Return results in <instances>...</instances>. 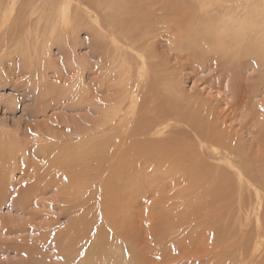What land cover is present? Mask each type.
<instances>
[{
  "label": "rangeland",
  "instance_id": "obj_1",
  "mask_svg": "<svg viewBox=\"0 0 264 264\" xmlns=\"http://www.w3.org/2000/svg\"><path fill=\"white\" fill-rule=\"evenodd\" d=\"M211 1L229 5L225 11H240L242 5L241 0H0V264H239L248 234L257 236L264 228L256 214L264 213V192L240 178L232 151L220 142L197 141L195 135L179 137L191 144L197 173L178 162L174 168L184 181L174 185L155 180L166 171L134 156L151 152L134 132L154 118L155 105L165 104L162 89L173 88L190 100L203 92L208 98L204 102L217 99L220 110L228 113L236 108L238 115L230 122L243 142H232L246 147L248 165L256 170L254 156L264 150L258 143L264 130L261 61L238 54L232 44L231 57L216 61L211 72L198 64L197 53L184 51L196 49L191 41L205 30L188 19L202 15ZM225 11L211 13L209 29L216 30ZM168 53L171 60L165 59ZM171 55H176L174 64ZM123 64L132 68L129 80L119 71ZM185 65L190 69L181 68ZM172 124L161 127L160 134L152 130L147 138L169 139L178 128ZM243 126L251 128L245 131ZM140 141L144 147L132 146ZM18 184L25 189L24 201ZM35 198L43 203L36 207ZM244 204L258 211L248 215ZM26 208L37 211L39 219L24 216ZM30 225L41 233L24 230ZM261 245H246L255 255L254 264L264 258Z\"/></svg>",
  "mask_w": 264,
  "mask_h": 264
},
{
  "label": "bare ground",
  "instance_id": "obj_2",
  "mask_svg": "<svg viewBox=\"0 0 264 264\" xmlns=\"http://www.w3.org/2000/svg\"><path fill=\"white\" fill-rule=\"evenodd\" d=\"M214 1H218V0H214ZM230 0H223V2H228ZM233 1V0H232ZM222 2V3H223ZM235 2V1H234ZM242 2V5L241 6H238L237 8H240V11L236 10V9H231V11H225L227 10V8H229V5L227 6H221L219 4H216V2H213L211 1L209 4H206L207 7L205 8H202V15H197L194 17V20H192L191 18H189V22L190 23H196V24H199V25H202L204 26V32L201 31L200 34L198 36H196L194 38V40H192L191 42V46L193 47H196V49H184L185 52H194L195 54L197 53L198 56H200V60L198 62V64L200 63L202 68L203 69H206V70H209L211 68H213V66L215 64H218L216 63V61H220V63H224L227 61V58L228 57H231V52L228 53V50H229V45H232V44H235V51L238 52V54H240L241 52L242 53H248V55H253L255 56V59H259L262 63L261 65L264 66V0H241ZM162 3V2H161ZM160 3V5L162 6V4ZM88 4V3H86ZM153 4V3H152ZM116 6V5H115ZM155 6V5H154ZM156 7V6H155ZM179 7V6H178ZM191 7V6H190ZM158 8V7H157ZM163 8V7H162ZM192 8V7H191ZM102 9V8H101ZM119 9V8H118ZM184 9V8H183ZM122 11H124L123 9H121ZM159 11V10H158ZM194 11V10H193ZM213 11H225L224 13V16H219L222 20L218 21L219 22V26L216 27V30H213V29H209V25L212 23V20L210 21V18H211V13ZM129 12V11H128ZM127 12V13H128ZM155 12V11H154ZM160 12V11H159ZM179 12V11H178ZM199 12V11H198ZM118 14V13H117ZM157 14V13H156ZM173 14V13H172ZM216 14V13H215ZM124 15V14H123ZM155 15V13H154ZM114 16V15H113ZM175 16V15H174ZM182 16V15H181ZM155 18V16H153ZM158 17V16H157ZM114 21L116 18H113ZM157 19V18H156ZM160 19V18H159ZM178 19V18H177ZM180 19H183L180 18ZM125 18L122 20L124 21ZM135 20V19H134ZM141 20V19H140ZM139 20V21H140ZM170 20V19H169ZM128 21V20H127ZM158 21V20H157ZM160 21H164V20H160ZM166 21V20H165ZM176 21V20H175ZM185 21V20H184ZM126 22V21H125ZM135 22V21H134ZM181 22V21H180ZM117 23V22H115ZM119 23V22H118ZM135 23H139V22H135ZM142 23V22H140ZM174 23V22H173ZM129 24V23H128ZM145 24V23H143ZM150 24V23H148ZM182 24V22H181ZM138 25V24H137ZM179 25V23H178ZM177 25V27H178ZM132 26V25H131ZM147 26V25H146ZM161 26V25H160ZM182 26V25H181ZM106 27V26H105ZM130 27V26H129ZM135 27V26H134ZM137 27V26H136ZM152 27V26H151ZM162 27V26H161ZM175 28H177L176 26H174ZM173 27V28H174ZM148 28V27H146ZM149 28H150V25H149ZM163 28V27H162ZM99 29V28H98ZM141 29V27H140ZM144 29V28H143ZM160 30V28H158ZM172 29V28H171ZM171 29L168 30L171 31ZM139 30V29H138ZM137 30V32H138ZM152 30V29H151ZM150 30V31H151ZM173 30V29H172ZM134 31V30H133ZM147 31V30H145ZM144 31V33H145ZM149 31V32H150ZM143 32V31H142ZM148 32V33H149ZM175 32V31H174ZM128 33V31H127ZM138 33H141V32H138ZM162 33V32H161ZM167 33V32H166ZM146 34V33H145ZM141 35V34H140ZM139 35V36H140ZM158 35L160 36L159 32H158ZM148 36H150L148 34ZM147 36V37H148ZM143 37V36H142ZM163 38V37H162ZM165 38V37H164ZM168 38V37H167ZM165 38V40L167 39ZM171 38V37H170ZM61 39V38H60ZM140 39H143V38H140ZM155 39V38H154ZM169 39V38H168ZM167 39V40H168ZM172 39V38H171ZM174 39V38H173ZM190 39V38H189ZM187 39V40H189ZM153 40V39H152ZM183 40V39H181ZM144 41V40H142ZM164 41V40H163ZM141 42V41H140ZM165 42V41H164ZM172 42V41H171ZM170 42V43H171ZM6 45V44H5ZM136 45V44H134ZM173 45V44H171ZM175 45V44H174ZM135 47V46H134ZM141 47V46H140ZM184 47V46H183ZM142 48V47H141ZM173 49L175 47H172ZM160 49V48H159ZM182 50L180 51H183V48H180ZM233 49V48H232ZM171 50V49H170ZM169 50V51H170ZM177 51V50H176ZM174 50V52H176ZM183 51V52H184ZM211 51V52H210ZM234 51V50H233ZM161 52V51H160ZM168 52V51H167ZM172 52V53H174ZM210 52V53H209ZM237 52H233L235 53V55L237 54ZM165 53V52H164ZM170 53V54H172ZM178 53H179V50H178ZM159 54V53H158ZM162 54V53H161ZM176 54V53H175ZM230 56H229V55ZM169 55V53H168ZM167 57L165 56V59L169 57V59L171 60L170 58V55ZM173 55V54H172ZM171 55V56H172ZM189 55V54H188ZM25 56V55H24ZM176 56V55H174ZM172 56V58L174 57ZM232 56H234V54H232ZM31 57V56H30ZM179 57H180V54H179ZM187 57V56H186ZM190 57V56H188ZM176 58V57H175ZM233 58H236V57H233ZM183 59V57H182ZM143 60V59H142ZM174 60V58H173ZM180 60V59H179ZM188 61H190V58L188 59ZM159 62V61H158ZM173 62V61H172ZM177 62V60H176ZM175 60L173 62L176 63ZM178 63H181V62H178ZM177 63V64H178ZM189 63H192V62H189ZM145 64V63H144ZM166 64V62H165ZM164 64V65H165ZM168 64V63H167ZM166 64V65H167ZM50 65V64H49ZM146 65V64H145ZM144 65V66H145ZM160 65V64H159ZM181 66V64H179ZM193 65V64H192ZM101 66V65H100ZM127 66V65H126ZM124 64L120 67V70L122 73H124L125 75V79L127 78L128 79V76L129 75H132L131 74V70L129 69L130 66L126 67ZM162 66V65H161ZM168 66V65H167ZM172 66V65H170ZM176 68L179 69L177 67V65L175 64ZM196 66V64H195ZM195 66H192V67H195ZM143 67V65H142ZM169 67V66H168ZM168 67L166 70H168ZM186 67H188L190 69V65L188 66H182L181 68L182 69H185ZM118 68V67H117ZM116 68V69H117ZM147 68V67H146ZM169 68H172V67H169ZM175 68V67H173ZM216 68V66H215ZM239 68H245V67H241L239 66ZM13 69V68H12ZM140 69V68H139ZM187 69V71L189 70ZM106 70V69H105ZM104 70V71H105ZM174 70V69H173ZM172 70V71H173ZM180 70V69H179ZM176 71V70H175ZM174 71V72H175ZM213 70L211 69V72ZM180 73V71H177ZM185 72V71H184ZM192 72V71H190ZM210 72V71H209ZM112 73V72H111ZM168 73V72H166ZM169 73H172L171 71ZM168 73V74H169ZM187 73V72H186ZM199 73V72H198ZM203 73V72H202ZM143 74V72H142ZM211 75V73H208ZM96 76V74H95ZM170 76V75H169ZM199 76V75H198ZM206 76V75H205ZM168 77V76H167ZM173 77V76H172ZM192 77V76H191ZM196 77V76H195ZM209 77V75L206 76V78ZM142 78V77H141ZM170 78V77H169ZM205 78V77H204ZM186 79V78H185ZM119 80V79H118ZM124 80V79H123ZM129 80V79H128ZM182 79H180V82H181ZM197 80V78H196ZM203 80V78H202ZM137 81V80H136ZM142 81V80H141ZM170 81H174V80H171L170 78ZM177 81V80H175ZM174 81V82H175ZM215 81V80H213ZM218 81V80H217ZM229 81V80H228ZM173 82V83H174ZM219 82V81H218ZM43 83V82H42ZM130 83V82H129ZM178 83V82H177ZM214 83V82H213ZM22 84V83H21ZM133 84V83H132ZM161 84V83H160ZM167 84V83H165ZM169 84V83H168ZM181 84V83H179ZM215 84V83H214ZM214 84H211V85H214ZM132 86V85H131ZM139 86V85H138ZM137 86V87H138ZM167 86V85H166ZM181 86V85H180ZM183 86V84H182ZM219 86V85H218ZM103 87V86H102ZM140 87V86H139ZM210 87V86H209ZM104 88V87H103ZM114 88V87H113ZM132 87H130L131 89ZM152 88V87H151ZM163 88V87H162ZM175 88V87H174ZM211 88V87H210ZM115 89V88H114ZM107 90V89H106ZM116 90V89H115ZM124 90V89H123ZM136 90V89H135ZM139 90V88H138ZM151 90V89H150ZM153 90V89H152ZM194 90V89H193ZM220 90V89H219ZM48 91V90H47ZM74 91V90H73ZM129 91V89H128ZM110 92V91H109ZM141 92V91H140ZM152 92V91H151ZM196 92V91H195ZM42 93V92H41ZM107 93V91L105 92ZM148 93V92H147ZM155 93V92H154ZM185 93V92H184ZM188 93V92H186ZM98 94V93H97ZM120 94V93H119ZM161 96V101H164V105L161 106L159 104L155 105L154 108H153V117L154 118H151L152 116H150L151 118V121L148 122L146 119V115L143 117L142 115V119L144 118V121L146 120L147 121V126L146 127H143L141 126L140 129H137L135 131L137 132H134L136 133L135 135H138L139 137H142L143 139H141L143 142H144V145H146L147 147H149V149L151 150V152H147V153H143L142 151V154H140V156L136 153L134 154V156H136V159L137 161H141L142 163H147V164H144V165H149L151 166H155L157 165V167H159L160 171L162 170L163 172L166 171L164 174L165 176H158V177H155V180H158V181H165L167 182V184L169 185H172L173 182H178V180L180 178H182V181H184L183 177H181L179 174H176V171H175V168L174 166L176 167L177 166V163L180 162L184 165H186L187 168H191L193 170V159H192V156L190 155L193 151L192 149V146L191 144H186V140H178L179 137L183 136V137H187L189 138L190 135H195L197 137V141H202L203 143H206L208 140L213 142L212 144H225L224 146H227L230 151H232V153L234 154V156L236 157V165L238 166V168L241 169V173L239 174L240 175V178L241 179H244V180H247V182L251 185V186H258L259 188H261L264 192V150H261V154L262 155H257V156H254V166H256V170H253L252 168H250V166L248 165L249 161H247V153H245L246 151V147H244V145H241L238 144V143H241L243 142V139L240 140V139H237V132L234 131V124H232L230 122V120L233 119L234 116L238 115V110H236V108H233L232 110V113H228L226 111H223V110H220V103L218 101H216L217 99H209L207 100L206 102H204V99L207 98V96L204 97L205 93L203 92H196L194 93V95L196 97H192L191 100L190 98L188 97H184L182 98V94H178V90L174 91L173 88H169V89H162V91L160 92ZM191 93H189L190 95ZM197 94V95H196ZM228 94V93H226ZM111 97L112 95L109 94ZM131 95V94H130ZM156 95V93H155ZM153 95V96H155ZM187 95V94H186ZM187 95V96H189ZM229 95V94H228ZM227 95V96H228ZM231 95V94H230ZM244 95V94H243ZM115 96V95H114ZM218 96V94H217ZM221 96V95H220ZM74 97V95H73ZM95 97V96H94ZM116 97V96H115ZM233 97V95H232ZM249 97V96H248ZM247 97V98H248ZM119 98V96H118ZM152 98V97H150ZM222 98V96H221ZM229 98V96L227 97ZM231 98V97H230ZM243 98V97H242ZM246 98V97H245ZM250 98V97H249ZM248 98V99H249ZM87 99V98H86ZM115 99V98H114ZM117 99V97H116ZM136 99V98H135ZM134 99V100H135ZM159 99V98H158ZM208 99V98H207ZM234 99V98H233ZM237 99V98H236ZM241 99V98H240ZM110 100V99H109ZM122 100V99H121ZM219 100V99H218ZM230 99H228L227 101H229ZM238 100V99H237ZM245 100V99H243ZM119 101V100H118ZM123 101V100H122ZM200 101V102H199ZM233 101V100H232ZM121 102V101H120ZM246 101H244L245 103ZM119 103V102H118ZM230 103V102H229ZM236 103V102H234ZM228 104V103H227ZM226 104V105H227ZM114 105V104H113ZM120 105V104H119ZM220 105V106H219ZM229 105V104H228ZM232 105V103H231ZM146 106V105H145ZM219 106V107H218ZM240 106V105H239ZM107 107V105H106ZM238 107V106H237ZM242 107V106H241ZM248 107V106H247ZM123 108V107H122ZM147 108V107H145ZM228 108V107H226ZM121 109V107H120ZM143 111L146 113L148 111L149 114L151 113V110L149 109H144L142 108ZM239 109V108H238ZM244 109V108H243ZM246 109V108H245ZM72 110V109H71ZM141 110V109H140ZM139 110V111H140ZM148 110V111H147ZM247 110V109H246ZM122 111V110H121ZM120 111V113H121ZM251 111V110H250ZM249 111V112H250ZM100 112V111H99ZM116 112H118L116 110ZM92 113V112H91ZM97 113V112H96ZM105 113V112H104ZM110 113V112H108ZM234 113V114H233ZM252 114V112H250ZM139 114H141V111L139 112ZM249 115V114H248ZM103 116H105L103 114ZM120 116V115H119ZM140 116V115H139ZM140 116V117H141ZM247 116V115H245ZM251 116V115H250ZM106 118V116L104 117ZM146 118V119H145ZM149 118V117H148ZM149 118V119H150ZM242 118V117H241ZM251 118V117H249ZM112 119V118H111ZM118 119V118H117ZM139 119V118H138ZM141 119V118H140ZM148 119V120H149ZM235 119V118H234ZM243 119V118H242ZM114 120V119H112ZM254 120V119H253ZM257 120V119H255ZM110 121V120H109ZM125 121V120H124ZM255 122V121H254ZM257 122V121H256ZM255 122V123H256ZM27 123V122H26ZM148 123L150 124V126H148ZM175 124V126H178V128L176 129V131L174 132L176 134V137L173 138V134L174 133H170V137L169 139H164L163 141H151L152 139L150 138H147L148 135H150V133L153 131H155V134H160L161 133V127H164V126H168V127H171L173 126V124ZM230 123V124H229ZM247 123V122H246ZM250 123V122H249ZM253 123V121L251 122ZM254 123V124H255ZM259 123V122H258ZM258 123L256 125H258ZM113 124V123H112ZM111 124V125H112ZM41 125V124H40ZM138 125V123H137ZM248 125V124H247ZM252 125V124H251ZM45 126V125H44ZM136 126V125H134ZM237 126V125H236ZM264 126V125H263ZM82 127V126H81ZM116 127V126H115ZM138 127V126H137ZM20 128V127H19ZM31 128V127H30ZM113 128V126L111 127ZM251 128V127H250ZM250 128H248L247 126H243V129L245 131L249 130ZM84 129V128H83ZM91 129V128H90ZM187 129V130H186ZM256 129V128H255ZM263 129V128H262ZM139 130V131H138ZM43 131V130H42ZM13 132V131H12ZM131 132V131H130ZM171 132V131H170ZM254 132V131H252ZM163 133V132H162ZM191 133V134H189ZM250 133V132H249ZM248 133V134H249ZM50 134V133H49ZM241 134V133H240ZM247 134V133H246ZM172 135V136H171ZM233 136V139L231 140L230 137ZM194 136V137H195ZM248 137V136H247ZM138 138V137H137ZM131 139V138H130ZM145 139V140H144ZM149 139V140H148ZM190 139V138H189ZM108 140V139H107ZM139 140V139H138ZM192 140V139H191ZM194 140V139H193ZM233 140H239V142H232ZM142 141H140V143H135V145H132V146H140V144L142 143ZM206 141V142H204ZM195 142V141H194ZM245 143H248V142H245ZM251 143V142H250ZM258 143L259 146H263L262 148H264V130H263V133L261 134V137L258 139ZM195 145V144H194ZM202 145V143H201ZM247 145V144H245ZM142 146V144H141ZM144 147V146H142ZM201 147V146H200ZM249 147V146H248ZM129 148V147H128ZM223 148V147H222ZM225 148V147H224ZM227 148V149H228ZM249 149V148H248ZM120 150V149H119ZM129 151V149H126ZM132 150V149H131ZM138 150V148L136 149ZM226 150V149H225ZM134 151V150H133ZM132 151V152H133ZM156 151L160 152V154H156ZM215 151V150H214ZM217 151V150H216ZM113 152V151H112ZM118 152V151H117ZM136 152V151H134ZM196 152V151H195ZM227 153V152H225ZM231 153V152H229ZM132 154V155H133ZM202 154V153H201ZM204 154V153H203ZM129 155V154H128ZM115 158H116V155H114ZM113 156V157H114ZM123 157V156H122ZM16 159V158H15ZM37 159V158H36ZM233 159V158H232ZM21 160V159H20ZM113 160V159H112ZM130 160V159H129ZM229 160V159H228ZM26 161V160H25ZM121 161V160H120ZM12 162V161H10ZM23 162V161H22ZM17 165V162L15 163ZM15 164L13 166H15ZM127 164V163H126ZM3 165V164H2ZM1 165V166H2ZM130 165V164H129ZM181 165V164H180ZM9 166V165H8ZM131 166V165H130ZM184 167V166H183ZM4 168V167H3ZM11 168V167H10ZM133 168V166H132ZM142 168V167H141ZM250 168V169H249ZM255 168V167H254ZM16 169V168H15ZM18 169V168H17ZM122 169V168H121ZM120 169V170H121ZM126 169V168H125ZM139 169V168H137ZM190 169V170H191ZM199 169V168H198ZM6 170V169H5ZM132 170V169H131ZM180 170V169H179ZM187 170V169H186ZM197 169H195L196 171ZM25 171V170H24ZM122 171V170H121ZM135 171H137L135 169ZM194 171V170H193ZM194 171V172H195ZM4 172V171H3ZM8 172V170H7ZM6 172V173H7ZM131 172V171H130ZM185 172V171H184ZM22 173V172H21ZM117 173V172H116ZM157 173V172H156ZM193 173V172H192ZM197 173V171L195 172ZM201 173V172H200ZM5 174V173H4ZM3 174V175H4ZM184 174V173H183ZM11 175V174H10ZM9 175V176H10ZM32 175V174H31ZM195 175V174H193ZM53 176V175H52ZM187 176V175H186ZM210 176V175H209ZM8 177V176H7ZM189 177V176H188ZM212 177V176H211ZM1 178V177H0ZM47 178V177H46ZM123 178H124V175H123ZM195 178H198L195 176ZM208 178V177H207ZM23 179V178H22ZM21 179V180H22ZM199 179V178H198ZM206 179V178H205ZM6 180V179H5ZM9 180V178H8ZM214 180V179H213ZM217 180V179H215ZM7 181V180H6ZM62 181H64L62 179ZM190 181V180H189ZM199 181H202V180H198ZM212 181V180H211ZM9 182V181H8ZM27 182L28 179H27ZM10 183V182H9ZM51 183V182H50ZM69 183V182H68ZM197 183V182H196ZM210 183V182H209ZM215 183V182H214ZM11 184V183H10ZM16 184V183H15ZM61 184V183H60ZM128 184V183H127ZM126 184V185H127ZM202 184V183H201ZM6 185V184H5ZM9 185V184H8ZM6 185V186H8ZM57 185V184H56ZM62 185V184H61ZM122 185V184H120ZM174 185V184H173ZM198 185V184H197ZM205 185V184H204ZM211 185V183H210ZM3 186V185H1ZM20 186L21 184H18L16 187L19 189L17 190L19 192V196H20V199L24 201V195L22 196L23 192L25 191V189H20ZM60 186V185H59ZM58 186V187H59ZM213 186V185H212ZM215 186V185H214ZM218 186V185H217ZM10 187V186H9ZM11 187H12V184H11ZM54 187V186H53ZM52 187V188H53ZM57 187V186H56ZM243 187V185H242ZM24 188V187H23ZM55 188V187H54ZM64 188V187H63ZM219 188V187H217ZM28 189V188H27ZM30 190V189H29ZM58 190V188H57ZM56 190V191H57ZM114 190H118L117 188L114 189ZM112 190V191H114ZM127 192L129 194L132 193V189L131 187H128L127 189ZM130 190V191H129ZM49 191V190H48ZM52 191V190H50ZM55 191V190H54ZM119 191V190H118ZM221 191V190H220ZM223 191V190H222ZM28 192V191H27ZM115 192V191H114ZM214 192V191H213ZM16 193V192H14ZM13 194V193H12ZM55 194V193H54ZM60 194V192H58V195ZM16 195V194H15ZM133 195V194H132ZM215 196V195H214ZM17 197V195H16ZM260 197V196H259ZM28 198V197H27ZM65 198V197H64ZM13 199V198H12ZM19 199V200H20ZM215 199H216V196H215ZM20 200V202H21ZM34 200H36L35 202V205L36 207L38 206V204H42L43 202H40L38 198H35ZM50 200V199H49ZM104 201V200H103ZM264 201V200H263ZM2 202V201H1ZM6 202V201H5ZM14 202V201H13ZM10 203V202H8ZM17 203V202H16ZM64 203V202H63ZM260 203V202H259ZM70 204V203H69ZM3 205V204H2ZM13 206L15 205V202L12 204ZM65 205V204H64ZM261 205V203L259 204ZM4 206V205H3ZM29 206V205H28ZM63 206V205H62ZM67 206V205H66ZM15 207V206H14ZM13 207V208H14ZM49 207V206H48ZM47 207V208H48ZM12 208V207H11ZM242 208H244V210H246L247 208V212H248V215L250 214H254L256 213V211H258V209H256V207H250L248 206L247 207V204H244L242 205ZM241 208V209H242ZM250 208V209H249ZM2 209V208H1ZM21 211V210H20ZM25 214L27 215H24V216H31L32 218H36V219H39V217H37L35 214L37 213V211H29L27 208L23 210ZM240 211V210H239ZM22 212V211H21ZM16 214V213H15ZM257 218L260 217L261 219V223H263L264 221V213L263 215L261 216V213L257 212ZM20 216V215H19ZM27 218V217H26ZM18 217H16V221ZM31 219V218H30ZM29 219V220H30ZM60 219L56 218V224H58ZM24 221V220H23ZM22 221V222H23ZM34 221V220H33ZM47 221V220H46ZM21 223V221H19ZM27 221H25L26 223ZM18 223V222H17ZM33 223V222H32ZM46 223V222H45ZM228 223V222H227ZM13 224V223H11ZM21 224H24L21 223ZM27 224V223H26ZM15 225L14 224V228L12 229L13 231L15 229ZM19 225V223H18ZM29 225V224H28ZM13 226V225H12ZM43 226V224H42ZM19 227V226H18ZM46 228V227H45ZM228 230V228H226ZM24 230H27L29 231L30 234H35L36 232H40L41 233V230L39 227L37 226H34V225H30L29 228L25 227ZM259 232L256 233L257 236H251V234H248L249 236L247 237L246 239V244H244L242 247H240V253L238 254L237 256V260L236 262H238L239 264H254V262L256 261V258H255V255L254 254H251L249 253L247 250H246V245L249 243V241H253L255 242V244H264V241H263V237H264V228L262 227L261 229H258ZM12 231V232H13ZM263 231V232H262ZM11 232V231H10ZM7 233L8 232V229H7ZM243 233V231H242ZM38 234V233H37ZM39 235V234H38ZM118 236V235H117ZM39 239V238H38ZM10 240V239H9ZM62 241V240H61ZM5 243V242H4ZM22 243V242H21ZM36 243V242H35ZM71 243V242H70ZM38 244V243H37ZM35 245V244H34ZM261 245V246H262ZM6 246V245H5ZM38 246V245H37ZM1 248H4L3 246L0 245ZM221 250V249H220ZM1 252L3 254H6L8 253V251H6V249H2ZM112 252V251H110ZM115 251L112 252V254L110 256H115ZM120 254V253H119ZM64 255V254H63ZM55 256V255H54ZM26 257V255H25ZM30 257V256H29ZM100 256H96V259L99 258ZM116 258H118V256H115ZM73 258V257H72ZM71 258V259H72ZM52 259V258H51ZM40 261V260H39ZM66 261V260H65ZM120 261V260H119ZM98 263H100V259L98 260ZM119 263V262H118ZM14 264V263H13ZM258 264H264V258L261 260V262H259Z\"/></svg>",
  "mask_w": 264,
  "mask_h": 264
}]
</instances>
